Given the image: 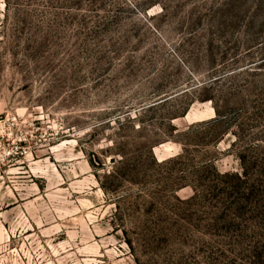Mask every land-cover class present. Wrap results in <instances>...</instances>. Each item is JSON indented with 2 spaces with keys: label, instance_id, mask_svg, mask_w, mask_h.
Segmentation results:
<instances>
[{
  "label": "rangeland",
  "instance_id": "1",
  "mask_svg": "<svg viewBox=\"0 0 264 264\" xmlns=\"http://www.w3.org/2000/svg\"><path fill=\"white\" fill-rule=\"evenodd\" d=\"M185 150L263 172L264 0H0V264H264V204L217 248L188 166L119 176Z\"/></svg>",
  "mask_w": 264,
  "mask_h": 264
},
{
  "label": "trees",
  "instance_id": "2",
  "mask_svg": "<svg viewBox=\"0 0 264 264\" xmlns=\"http://www.w3.org/2000/svg\"><path fill=\"white\" fill-rule=\"evenodd\" d=\"M209 98L206 101H211ZM217 118L203 122L196 126L192 132L194 134H201L205 128H216L223 125L224 119H222L220 112L215 107ZM189 112L186 110L182 116L185 117ZM227 129V128H226ZM227 130L222 132L220 136L214 139L212 143L219 142L221 138L227 134ZM176 143H180L179 141ZM259 146H257L258 148ZM239 159L243 165L244 173L239 174H222L215 166L213 161L195 163L188 157V153L185 150L184 153L178 159L158 161L154 153L149 152V157L146 160H141L140 163L134 165V169L131 174H119L123 181L130 184H135L134 179L141 175L143 168H150L149 171L163 169L171 164L177 166H188L189 178L188 184L183 188H191L193 196L186 202L191 206L200 207L206 209V217L203 220L204 235L212 240L217 248L232 249L239 247L246 236L244 233L245 226L252 221L257 214L255 211L264 204V170L259 175L252 174L250 169L246 166L247 156L239 155ZM253 166L259 164L257 159L253 160ZM114 163L121 164L126 168L130 165V159L123 157L121 161H115ZM129 172V171H127ZM114 174H118L114 172ZM110 175L113 177L115 175ZM131 175V176H130ZM137 184V183H136ZM103 189L107 190L106 186ZM154 199V198H153ZM181 201V200H180ZM182 202V201H181ZM254 214V215H253ZM248 216H251L248 217ZM191 225V224H189ZM165 223H161L158 228L159 233H165V237L169 238L170 235L181 232L183 228L178 225L172 229L171 234H166V230L163 227ZM249 228V227H248ZM247 228V230H248Z\"/></svg>",
  "mask_w": 264,
  "mask_h": 264
}]
</instances>
